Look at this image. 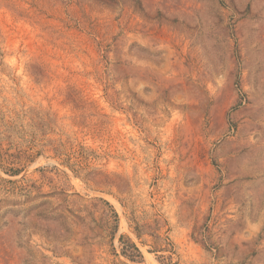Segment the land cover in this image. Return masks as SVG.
<instances>
[{
  "label": "rangeland",
  "instance_id": "1",
  "mask_svg": "<svg viewBox=\"0 0 264 264\" xmlns=\"http://www.w3.org/2000/svg\"><path fill=\"white\" fill-rule=\"evenodd\" d=\"M0 264H264V0H0Z\"/></svg>",
  "mask_w": 264,
  "mask_h": 264
},
{
  "label": "trees",
  "instance_id": "2",
  "mask_svg": "<svg viewBox=\"0 0 264 264\" xmlns=\"http://www.w3.org/2000/svg\"><path fill=\"white\" fill-rule=\"evenodd\" d=\"M134 249V248H133ZM136 250V249H135Z\"/></svg>",
  "mask_w": 264,
  "mask_h": 264
}]
</instances>
